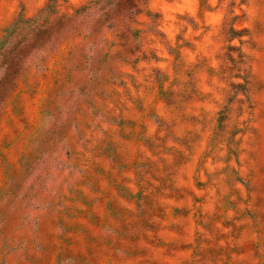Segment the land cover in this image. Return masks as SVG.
<instances>
[{"label":"rangeland","instance_id":"obj_1","mask_svg":"<svg viewBox=\"0 0 264 264\" xmlns=\"http://www.w3.org/2000/svg\"><path fill=\"white\" fill-rule=\"evenodd\" d=\"M0 264H264V0H0Z\"/></svg>","mask_w":264,"mask_h":264},{"label":"trees","instance_id":"obj_2","mask_svg":"<svg viewBox=\"0 0 264 264\" xmlns=\"http://www.w3.org/2000/svg\"><path fill=\"white\" fill-rule=\"evenodd\" d=\"M116 1H118V0H116Z\"/></svg>","mask_w":264,"mask_h":264}]
</instances>
